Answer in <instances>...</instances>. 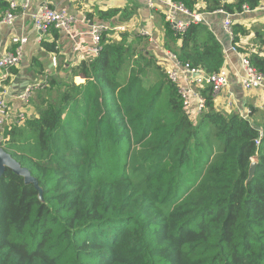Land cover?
<instances>
[{
    "label": "trees",
    "instance_id": "obj_1",
    "mask_svg": "<svg viewBox=\"0 0 264 264\" xmlns=\"http://www.w3.org/2000/svg\"><path fill=\"white\" fill-rule=\"evenodd\" d=\"M203 3L198 12L236 15L264 0ZM162 22L165 52L205 76L221 69L223 48L204 24L177 33ZM231 30L237 45L246 30ZM106 41L31 99L36 117L3 133L0 147L42 195L9 170L0 179V264H264V111H218L205 87L192 121L154 57ZM247 59L264 75V57Z\"/></svg>",
    "mask_w": 264,
    "mask_h": 264
},
{
    "label": "crops",
    "instance_id": "obj_2",
    "mask_svg": "<svg viewBox=\"0 0 264 264\" xmlns=\"http://www.w3.org/2000/svg\"><path fill=\"white\" fill-rule=\"evenodd\" d=\"M11 1L17 4L14 21L10 24L3 23V15L0 14V60L14 48L11 43L12 38L26 39L19 63L11 68L9 86L6 87L3 84L4 80L1 78L0 71V93H5L4 100L12 115L23 113L28 119L36 117L35 108L31 103L34 96L27 102L19 98L20 91L27 84L36 83L42 85L41 89L46 90L50 88L51 82L61 84L67 80L70 77L71 68L78 63L97 56L91 52L94 47L90 34L92 26L110 29L105 34L106 42L119 44L123 39H126L128 43L133 41L136 51H140L143 46L145 56L154 57L164 71L167 59L165 49L162 47L164 36L162 17L164 18V13L168 10L166 2L171 0H165L166 2L157 5L155 10L149 9L145 0H29L24 9L22 5L25 0ZM193 1L195 5L191 15L177 13L175 20L179 23H194L193 15H198L200 22L210 30L223 48L225 57L223 67L228 72V85L213 100L214 108L229 114L231 110L226 106L228 103L232 109L242 115L250 112L252 108L264 111V94L258 90L244 91L241 88L243 70L240 62V56L247 58L250 54H258L264 57V47L261 46V43H264V3L248 13L242 10L241 14L228 15L223 12L211 14L198 12L199 8L205 7L203 0ZM222 1L232 2L233 0ZM41 7L65 12L73 18L69 32L53 28L46 33L36 30L33 25V16ZM111 11H115V15L109 18L103 17V14ZM227 17L232 24H238L246 30V34L239 37L237 43L240 56L227 52L230 43L222 26ZM115 28L119 30L116 32L113 30ZM141 31L147 32L149 37L140 38ZM139 38L143 39V42H140ZM43 44L52 45L55 53L45 50ZM99 46L101 48V42ZM75 47H78V50H75ZM73 81L76 84H84V80L79 77H75ZM18 123L16 119L13 120L9 126L10 131L23 125Z\"/></svg>",
    "mask_w": 264,
    "mask_h": 264
},
{
    "label": "built area",
    "instance_id": "obj_3",
    "mask_svg": "<svg viewBox=\"0 0 264 264\" xmlns=\"http://www.w3.org/2000/svg\"><path fill=\"white\" fill-rule=\"evenodd\" d=\"M165 0H145L146 5L149 9L155 10L157 5L164 3ZM29 0H25L22 8L24 9L28 5ZM166 2V1H165ZM168 10L164 13V19L168 22L172 29L180 33L182 32L188 23H179L176 22L175 16L177 13L184 15H191L187 10L184 9L181 5H176L171 2H166ZM17 10V4L13 1H10L9 10L3 16V23L10 24L15 19V14ZM243 11L248 13L249 10L246 7H243ZM220 13V12H219ZM192 21L194 23H199L201 21L198 15H193ZM73 23V18L69 17L65 12H57L51 10L47 7H41L38 12L33 16V25L36 30L46 33L50 28L69 32L71 25ZM223 29L226 32L229 38V47L227 52L235 53L240 56L236 48L237 45H233V34L231 30V21L224 19ZM110 29L107 27L101 26H92L91 27V39L94 47L91 49V52L96 55L100 51V42L101 37L105 36ZM116 32L118 28L113 29ZM140 37H149L147 32H140ZM11 43L14 45V48L7 52L6 55L0 60V71L2 72V79L5 80L8 77L9 70L16 67L21 59L22 47L26 43L25 38H12ZM78 50V47L74 48ZM166 56V65L164 66V73L167 80L174 84L177 87L180 100L182 102V107L185 113L191 118L192 121H195L197 115L204 110L205 100L202 97L200 91L205 87H209L212 92L213 99H216L220 93H222L228 85V72L222 66L221 69L210 76H205L198 70L192 69L188 64H181L177 61L174 54L169 52H164ZM241 67L243 70V77L241 79V88L244 91L258 90L264 94V75L257 72L248 62V59L244 56H240ZM42 88V85L39 84H27L24 89L19 94V98L23 102H27L29 93L31 91H37ZM5 93H0V146L4 145L8 141V136L3 137L5 131H10L9 127L13 120H17L22 124L26 119H28L25 114L18 113L12 115L7 103L4 100ZM227 108L233 110L230 107V104H226ZM236 112V111H235ZM249 111L242 115L244 119L248 117Z\"/></svg>",
    "mask_w": 264,
    "mask_h": 264
},
{
    "label": "water",
    "instance_id": "obj_4",
    "mask_svg": "<svg viewBox=\"0 0 264 264\" xmlns=\"http://www.w3.org/2000/svg\"><path fill=\"white\" fill-rule=\"evenodd\" d=\"M27 83H28V81L26 82V84ZM255 166H256L255 162H252L250 164L249 171H248V177L246 179V182H249L252 179V177L254 175ZM6 170L11 171L16 176L22 177L25 185H32L34 187V189L38 192L39 196L42 195V191L39 188L36 179L31 176V174L29 173V171L27 169L22 168L13 158H11V156L9 154H7L0 147V179L3 177Z\"/></svg>",
    "mask_w": 264,
    "mask_h": 264
},
{
    "label": "rangeland",
    "instance_id": "obj_5",
    "mask_svg": "<svg viewBox=\"0 0 264 264\" xmlns=\"http://www.w3.org/2000/svg\"><path fill=\"white\" fill-rule=\"evenodd\" d=\"M142 49H143V46H142ZM142 49H141V50H142ZM38 93H41V94L47 96V92H46V90H44V89H40V88H39L37 91H31V92L29 93L28 98L34 96V97L32 98V99L34 100L35 97H36V95H37ZM56 95H57L56 91H51V92H50L51 99H55V98H56ZM233 111H235V110H234V109L231 110V112H233ZM254 117H257V116H254Z\"/></svg>",
    "mask_w": 264,
    "mask_h": 264
}]
</instances>
